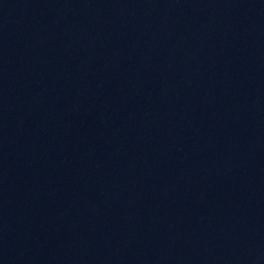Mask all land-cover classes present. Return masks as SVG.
I'll list each match as a JSON object with an SVG mask.
<instances>
[{
  "label": "water",
  "instance_id": "obj_1",
  "mask_svg": "<svg viewBox=\"0 0 264 264\" xmlns=\"http://www.w3.org/2000/svg\"><path fill=\"white\" fill-rule=\"evenodd\" d=\"M0 264H264V0H0Z\"/></svg>",
  "mask_w": 264,
  "mask_h": 264
}]
</instances>
